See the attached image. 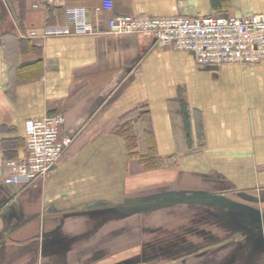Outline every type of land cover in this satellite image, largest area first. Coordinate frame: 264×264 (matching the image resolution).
I'll list each match as a JSON object with an SVG mask.
<instances>
[{
	"label": "crops",
	"instance_id": "1",
	"mask_svg": "<svg viewBox=\"0 0 264 264\" xmlns=\"http://www.w3.org/2000/svg\"><path fill=\"white\" fill-rule=\"evenodd\" d=\"M39 1L0 0V264H73L72 250L100 228L89 220L114 218L124 199L137 211L141 191H156L141 199L150 203L219 197L212 206L232 238L193 227V242L176 241L178 259L205 247L203 233L209 248L241 249L223 264H264V61L202 67L192 53L142 34L29 36L64 24L69 7L88 8L106 27L118 15L249 16L264 13V0H113L112 13L98 11L102 0L34 8ZM57 113L65 116L62 135L72 137L60 161L28 184H6V163L25 156L26 122ZM130 130L159 168L131 157ZM109 150L119 156L116 177L96 183L104 165L97 158Z\"/></svg>",
	"mask_w": 264,
	"mask_h": 264
},
{
	"label": "built area",
	"instance_id": "2",
	"mask_svg": "<svg viewBox=\"0 0 264 264\" xmlns=\"http://www.w3.org/2000/svg\"><path fill=\"white\" fill-rule=\"evenodd\" d=\"M58 4V0H40L34 8ZM113 0H102L98 11L112 13ZM65 23L32 30L31 38L67 36H100L102 34H142L159 47H173L193 54L202 67L228 64H257L264 61V13L249 16L210 15L183 16H111L103 27L91 18L84 6L65 10ZM65 116L45 115L26 122L25 156L9 160L6 166L13 172L4 182L23 185L46 176L60 161L64 150L72 143L70 135H62ZM25 172L17 174L18 168Z\"/></svg>",
	"mask_w": 264,
	"mask_h": 264
},
{
	"label": "rangeland",
	"instance_id": "3",
	"mask_svg": "<svg viewBox=\"0 0 264 264\" xmlns=\"http://www.w3.org/2000/svg\"><path fill=\"white\" fill-rule=\"evenodd\" d=\"M146 152L138 149L130 151L133 154L131 157L138 160V155H143ZM118 157L113 150H109L97 158L101 162L103 161L104 165L101 169L100 167L96 168L98 171L95 176L96 183L99 181L100 183L113 182L117 174ZM107 159L110 161L105 162ZM153 165H155L154 162ZM155 166L152 170L159 168L160 165L156 164ZM108 186L101 185L98 187L106 188ZM91 188L96 190L95 186ZM153 193L156 191L152 193L141 191L137 193V197L133 198L135 200H141L145 197L154 198L156 194ZM216 197L219 198L215 194L210 198L190 200L184 203L177 200V202L175 200H162L152 203L138 200L133 202L136 203L133 206L137 208V211L133 210L132 205H127L126 203L129 201L125 202L126 199H124L122 200L123 203L119 204L122 209L121 213L115 214L114 218H111L110 215H98L89 220L90 225H93L94 220H96V225H99L100 228L98 232L91 231L89 233L88 246L81 244L80 249L72 250V254L78 255H74L71 260L73 264H81L80 261L87 255L91 257L93 253H99L100 257L103 255V258L101 257L102 259L95 264H114L120 261L118 264H223L230 253H239L241 249L235 244L228 245L226 243L221 244L223 247L220 248L218 246L209 248L208 234L202 233L205 238L201 242L205 241L206 245L196 251L194 255L178 259L176 254L178 252L176 241L179 243L181 241L193 242V234L187 231L196 226L216 230L217 236H223L222 238H232L231 234L222 231L223 228H221L223 222L220 219L224 213L219 207L212 206ZM133 198L129 200H133ZM217 205L219 206V202ZM194 240L198 241V239ZM63 262L64 258L57 264H63Z\"/></svg>",
	"mask_w": 264,
	"mask_h": 264
},
{
	"label": "trees",
	"instance_id": "4",
	"mask_svg": "<svg viewBox=\"0 0 264 264\" xmlns=\"http://www.w3.org/2000/svg\"><path fill=\"white\" fill-rule=\"evenodd\" d=\"M125 140L127 143V148L129 151H133L137 148V137L136 135H134V131L130 130V131H126L125 132ZM149 143H151V140L149 138ZM130 155H133L130 153ZM140 162L146 167V169H153L154 167H156V164L160 165V162L155 154V152L150 149V151H147L145 154L143 155H138ZM153 162L155 165H153Z\"/></svg>",
	"mask_w": 264,
	"mask_h": 264
}]
</instances>
